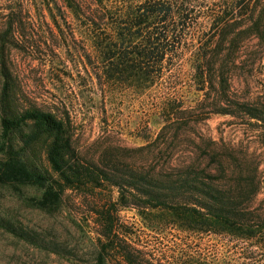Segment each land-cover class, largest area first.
<instances>
[{
  "label": "trees",
  "instance_id": "1",
  "mask_svg": "<svg viewBox=\"0 0 264 264\" xmlns=\"http://www.w3.org/2000/svg\"><path fill=\"white\" fill-rule=\"evenodd\" d=\"M38 1L37 21L24 10V0L8 6L0 19V188L30 189L34 205L50 213L60 209L68 190L115 189L117 201L98 212L105 242L97 264L117 251L127 264H150L117 234L114 216L122 207L145 221L160 215L163 229L250 244L264 254V200L254 208L264 190L263 154L249 144L191 136L207 117L221 115L259 132L264 141V99L243 101L235 89L248 66L264 56V0ZM46 12L59 29L56 13L78 19L96 56L86 59L103 97L108 91L147 94L173 64L187 59L201 99L192 107L162 100L168 122L153 142L129 150L139 153L138 162L115 152L87 159L77 148L69 114L28 104L9 65L13 49L29 57L40 52L20 37L50 27ZM178 151L188 156L174 160Z\"/></svg>",
  "mask_w": 264,
  "mask_h": 264
},
{
  "label": "rangeland",
  "instance_id": "2",
  "mask_svg": "<svg viewBox=\"0 0 264 264\" xmlns=\"http://www.w3.org/2000/svg\"><path fill=\"white\" fill-rule=\"evenodd\" d=\"M83 1L96 4V0ZM40 3L24 0V10L31 20H38ZM21 4L22 0H0V19L8 6ZM56 15L61 29L48 13L46 22L50 27L21 34L20 38L40 46V52L29 57L13 49L9 55L22 94L37 108L68 113L77 148L87 159L97 161L101 155L115 152L138 162L142 159L139 153L132 155L129 150L153 142L168 122L160 111V102L169 100L192 107L201 99L193 87L188 60L173 64L172 71L147 94L108 91L111 95L103 97L86 59L88 55L93 60L96 56L85 43L82 25L71 14ZM247 70L248 75L235 81L238 97L250 102L264 99V56ZM191 136L216 143L249 144L251 151L264 156L259 132L227 116L207 117ZM187 156L178 151L173 159ZM34 195L30 189L0 188V264H97L100 241L105 242L98 212L109 210L110 203L118 199L117 191L98 189L85 194L68 190L60 209L51 213L34 205ZM263 200L264 190L254 208ZM152 216L145 221L135 209L123 207L114 216L120 240L131 253L150 264H264L263 251L250 244H229L209 235L189 237L163 229L157 224L163 221L160 215ZM106 264L127 263L117 251L110 254Z\"/></svg>",
  "mask_w": 264,
  "mask_h": 264
}]
</instances>
